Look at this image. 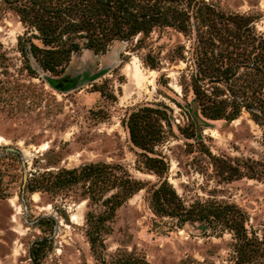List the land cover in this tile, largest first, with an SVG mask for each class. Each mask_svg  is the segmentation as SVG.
I'll list each match as a JSON object with an SVG mask.
<instances>
[{
    "label": "rangeland",
    "instance_id": "374dc122",
    "mask_svg": "<svg viewBox=\"0 0 264 264\" xmlns=\"http://www.w3.org/2000/svg\"><path fill=\"white\" fill-rule=\"evenodd\" d=\"M189 13L184 32L157 26L104 52L82 49L54 75L32 57L34 73L25 68L18 37L27 28L0 0V264H219L237 228L262 238L264 116L246 106L264 110V89L250 87L243 33L247 25L264 38V0H191ZM198 71L226 112L242 104L235 118L202 115ZM130 120L145 147L131 141ZM90 163L119 166L142 187L103 221L96 252L86 218L110 193L95 202L87 186L101 185L107 169L59 187L36 177L43 185L30 187L34 176ZM163 181L189 209L186 221L156 212ZM226 209L240 212L237 222Z\"/></svg>",
    "mask_w": 264,
    "mask_h": 264
},
{
    "label": "trees",
    "instance_id": "16d2710c",
    "mask_svg": "<svg viewBox=\"0 0 264 264\" xmlns=\"http://www.w3.org/2000/svg\"><path fill=\"white\" fill-rule=\"evenodd\" d=\"M14 4L20 21L27 28L23 36L18 37V48L23 58L27 61L25 68L30 73L34 69L29 63L32 57L37 65L45 72L57 75L64 71L73 53L82 49L92 50L94 53L104 52L113 40H129L136 36H148L152 29L157 26H170L186 31L189 25V6L191 0H10ZM243 39L249 48L247 56L252 58L250 66L253 70L252 80L249 82L254 92L264 89V38L252 32L249 26H245ZM37 40L40 44L34 42ZM200 72H196L193 79V92L199 99L200 110L203 116L209 119L220 117L235 118L242 104H233L231 112H226L223 100H217V94L207 95L201 89L202 83L199 78ZM200 95V96H199ZM256 111L250 110L254 119L259 115L264 116V110L253 104ZM251 109V108H250ZM262 116V117H263ZM264 125V120H261ZM131 141L140 147H145L146 139L139 135L136 125L130 120L127 124ZM108 170L101 185L88 183V198L98 201L100 195L105 192L102 205L105 210L97 216L88 213L86 223L88 225L87 236L92 251L96 252L97 243L100 241V229L103 221L119 207L125 198L139 190L141 182L131 179L121 172L119 166L111 164L90 163L81 168H62L56 173H47L34 176L32 187L43 185L36 181V177L50 180L51 187L66 185L87 179L94 175L98 178L100 170ZM49 182V181H48ZM46 182V183H48ZM49 186H44L46 190ZM153 204L156 212L167 216H177L180 222L186 221L188 210H183L171 186L163 181L153 191ZM95 201V202H96ZM235 223L240 215L239 211L229 210L223 214L228 220ZM201 215L204 219L208 214ZM234 245L232 253L226 261L219 264H264V235L262 238L254 234H248L246 229L237 228L234 232ZM129 260L126 256L118 258L114 264H140ZM145 264H148L145 262ZM198 264H215L202 262Z\"/></svg>",
    "mask_w": 264,
    "mask_h": 264
}]
</instances>
